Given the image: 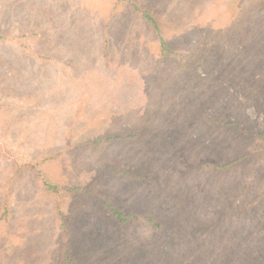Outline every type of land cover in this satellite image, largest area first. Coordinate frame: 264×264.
<instances>
[{"label":"rangeland","instance_id":"obj_1","mask_svg":"<svg viewBox=\"0 0 264 264\" xmlns=\"http://www.w3.org/2000/svg\"><path fill=\"white\" fill-rule=\"evenodd\" d=\"M138 1L190 64L125 1L0 0V264H66L63 221L69 264L264 258V0Z\"/></svg>","mask_w":264,"mask_h":264},{"label":"trees","instance_id":"obj_2","mask_svg":"<svg viewBox=\"0 0 264 264\" xmlns=\"http://www.w3.org/2000/svg\"><path fill=\"white\" fill-rule=\"evenodd\" d=\"M122 1L127 2L129 6L131 7L132 11L138 16H140L143 20H145L155 31L157 38L159 40V45L162 51V55H169L172 58H174L178 63L181 64L180 52L168 42V38L165 36V34L162 31L163 30V23H162L163 20L160 18L157 12L153 8H150L144 5L138 0H122ZM188 64H190L189 59H188ZM186 66H183V67H186ZM95 139L97 142H99L103 140V137L99 136L98 138H95ZM121 171L123 172V170ZM36 173H37L36 174L37 177L40 178V184H43L44 190H47L53 193L60 192L61 186L52 180L53 177L50 174H47L46 172H42L40 170L36 171ZM123 174L127 175V177L132 176V174H130V172H128L127 170H124ZM106 205L108 209L110 210V212L113 214V216L121 223L129 222L132 219L134 220L132 222H135V220L139 218L138 214L126 213L121 208L114 206L108 202H106ZM0 210L2 212L1 214L2 219H5V217L9 218L10 208L8 204V197H6L2 201ZM145 217H146L145 219L147 220V222H150V224H154L157 227L161 226V223L158 222L153 216L147 215ZM64 222L65 221L62 222V234H63L62 250L64 251V256H63L65 260L64 263L69 264L68 262H71L73 260L74 262H76V260H75V257H73L72 252H71L72 248H71V243H70V235H69L67 224H65ZM260 264H264V258L262 259Z\"/></svg>","mask_w":264,"mask_h":264}]
</instances>
